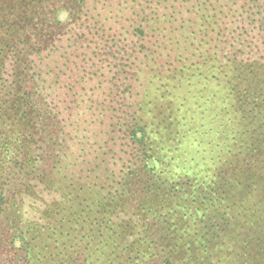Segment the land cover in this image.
I'll return each mask as SVG.
<instances>
[{"label": "trees", "instance_id": "trees-1", "mask_svg": "<svg viewBox=\"0 0 264 264\" xmlns=\"http://www.w3.org/2000/svg\"><path fill=\"white\" fill-rule=\"evenodd\" d=\"M110 2L0 0V264H264V0ZM124 32L157 53L99 114Z\"/></svg>", "mask_w": 264, "mask_h": 264}, {"label": "rangeland", "instance_id": "rangeland-1", "mask_svg": "<svg viewBox=\"0 0 264 264\" xmlns=\"http://www.w3.org/2000/svg\"><path fill=\"white\" fill-rule=\"evenodd\" d=\"M123 1L124 0H111L110 3H114L116 9L117 4ZM105 16H107L108 19L107 22L114 21L111 18L110 14L108 15L106 14ZM105 16H103V19L105 18ZM119 18L118 21L121 22L122 24L121 26H128L127 23H125L122 20H119ZM57 19L61 22V25L64 26L67 21V14L60 12ZM108 26H111L115 29L113 23H107V27ZM138 42L139 41L137 38H133L132 35L130 36L125 35V32L122 34L120 44L115 43V45H112L109 43L102 42L99 43V45H97L91 42L89 46L90 49L100 48L99 51H101L102 53L98 57V60L96 59L97 58L96 55V57H93L94 59H92L91 62H87V66L88 65L92 66L91 73L90 76L87 77V81H86L87 85L85 86V89H83L82 86L81 90L79 91L78 94L79 98L77 102H84L85 105H89V106L91 105L95 107V110L99 114L119 115L123 109H121L118 112L112 111L113 101L116 100L114 95L115 96L118 95V97L126 96L123 93L124 87L122 85L127 82L132 84L134 87H136L134 90H132L131 93L128 92L127 93L130 96H137L136 92L139 91V88L138 85L135 83L136 82L135 80L137 79L136 72H137L138 64L140 63V60L142 62H150L152 52H156L154 48L151 47L152 45L150 46L147 45L148 47L152 48V51L138 54V48L135 45V43ZM111 46H113V48H111ZM88 84L90 88H88ZM89 97H90V101L88 103ZM118 107L119 106H116V111ZM76 112L79 111L76 110L75 113ZM5 256L7 258V261H9V264H18L17 261L18 253L15 249H11L8 252H6Z\"/></svg>", "mask_w": 264, "mask_h": 264}]
</instances>
